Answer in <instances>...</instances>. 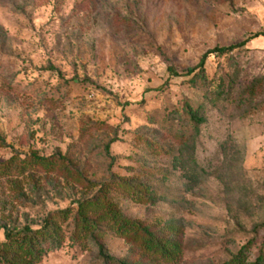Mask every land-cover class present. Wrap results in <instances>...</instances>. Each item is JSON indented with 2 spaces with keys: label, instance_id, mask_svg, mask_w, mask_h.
Segmentation results:
<instances>
[{
  "label": "rangeland",
  "instance_id": "rangeland-1",
  "mask_svg": "<svg viewBox=\"0 0 264 264\" xmlns=\"http://www.w3.org/2000/svg\"><path fill=\"white\" fill-rule=\"evenodd\" d=\"M255 32L209 53L202 79L185 74ZM187 103L204 118L196 134ZM101 194L177 233L180 253L144 250L101 209L98 229L81 228L79 202ZM47 217L60 244L40 258L2 247L5 228ZM243 245L238 264L264 255V0H0V264H115L100 246L226 264Z\"/></svg>",
  "mask_w": 264,
  "mask_h": 264
},
{
  "label": "trees",
  "instance_id": "trees-1",
  "mask_svg": "<svg viewBox=\"0 0 264 264\" xmlns=\"http://www.w3.org/2000/svg\"><path fill=\"white\" fill-rule=\"evenodd\" d=\"M260 32H255L250 34L243 39L227 44V45H214L203 52L199 61L193 65L188 66L185 74L193 73L191 79L204 77V62L207 55L211 52L223 53L228 50L233 49L236 46H243L246 42L256 36ZM186 116L190 123H192L193 133L199 132V123L203 121V116L198 114V107H192L190 104L184 106ZM109 143L105 144V150L109 152ZM32 163L39 165L44 168H51L57 161L48 156L34 155L31 160ZM9 161L6 164L9 166ZM118 185L123 187H128L130 184L127 181L120 180L117 181ZM140 192H135L139 194ZM134 195V191H132ZM146 196L153 197L155 190L150 188L148 193L144 192ZM139 196V195H137ZM101 209L110 222L114 225V229L138 243L144 250L151 253L158 254L159 256L172 259L177 256L181 251V241L177 233H169L166 228L154 229L150 224H145L143 221L137 218L129 217L125 214L121 207L116 205L110 197L105 195H94L92 197L86 198L79 202L77 208V221L80 223L81 228L87 230L89 228L98 229V224L96 219L89 216L90 211H95ZM67 215L65 210H62ZM91 230V231H92ZM5 239L1 241V245L4 249H17L24 253L30 259L40 258L47 250L52 249L60 244V235L58 233L57 226L50 220V217L44 219V223L41 227L31 229L29 226L27 228H21L19 230L4 229ZM245 246L243 245L237 251L233 257L227 261L226 264H238L241 261V254ZM100 252L105 260L113 261L115 264H143L140 261H129L125 258H116L103 251V247ZM252 264H264V255L259 253Z\"/></svg>",
  "mask_w": 264,
  "mask_h": 264
}]
</instances>
